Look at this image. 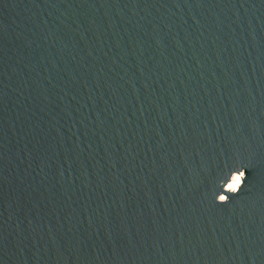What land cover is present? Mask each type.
Here are the masks:
<instances>
[{
	"label": "water",
	"instance_id": "95a60500",
	"mask_svg": "<svg viewBox=\"0 0 264 264\" xmlns=\"http://www.w3.org/2000/svg\"><path fill=\"white\" fill-rule=\"evenodd\" d=\"M0 264H264V0H0Z\"/></svg>",
	"mask_w": 264,
	"mask_h": 264
},
{
	"label": "clouds",
	"instance_id": "9594fccd",
	"mask_svg": "<svg viewBox=\"0 0 264 264\" xmlns=\"http://www.w3.org/2000/svg\"><path fill=\"white\" fill-rule=\"evenodd\" d=\"M246 180V171L243 167H237L228 176L227 180H221L218 187L221 191L215 195L217 203L225 204L229 202L231 195H236L242 189Z\"/></svg>",
	"mask_w": 264,
	"mask_h": 264
}]
</instances>
